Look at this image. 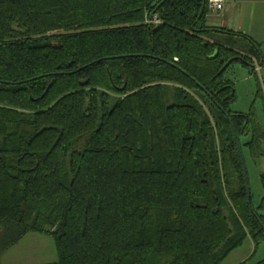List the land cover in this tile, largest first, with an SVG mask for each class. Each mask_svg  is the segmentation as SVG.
<instances>
[{
	"label": "trees",
	"instance_id": "trees-1",
	"mask_svg": "<svg viewBox=\"0 0 264 264\" xmlns=\"http://www.w3.org/2000/svg\"><path fill=\"white\" fill-rule=\"evenodd\" d=\"M208 12L0 0V254L38 232L58 264H220L264 241L235 138L257 158L264 125L255 104L231 108L225 77L236 62L256 73L262 51Z\"/></svg>",
	"mask_w": 264,
	"mask_h": 264
},
{
	"label": "crops",
	"instance_id": "crops-1",
	"mask_svg": "<svg viewBox=\"0 0 264 264\" xmlns=\"http://www.w3.org/2000/svg\"><path fill=\"white\" fill-rule=\"evenodd\" d=\"M218 12L214 22L207 15V24L251 36L259 43L264 59V0H224L223 8ZM263 66L264 60L257 63L256 72ZM57 261L55 240L48 234L38 232L25 234L0 254V264H58Z\"/></svg>",
	"mask_w": 264,
	"mask_h": 264
},
{
	"label": "rangeland",
	"instance_id": "rangeland-1",
	"mask_svg": "<svg viewBox=\"0 0 264 264\" xmlns=\"http://www.w3.org/2000/svg\"><path fill=\"white\" fill-rule=\"evenodd\" d=\"M218 13V11L210 12L208 16H211V21H216L215 18ZM215 33L213 32L212 35H215ZM263 60L261 59L259 63H262ZM225 77L233 81L236 90V100L232 102L231 108L247 112L255 104L254 108L257 113L258 123L264 125V98L258 95L260 90L264 92V66L256 73H252L242 63L236 62L227 69ZM244 153L253 203L257 206L264 196V187L261 180V174L264 173V154L257 158H252L246 148H244ZM261 212L264 215V207ZM263 259L264 241L256 246L253 238L249 235L220 264H256Z\"/></svg>",
	"mask_w": 264,
	"mask_h": 264
},
{
	"label": "water",
	"instance_id": "water-1",
	"mask_svg": "<svg viewBox=\"0 0 264 264\" xmlns=\"http://www.w3.org/2000/svg\"><path fill=\"white\" fill-rule=\"evenodd\" d=\"M204 4H205V0H204ZM203 10H204V7L202 8L201 15L203 13ZM215 29L218 30L217 28H215ZM262 59H263V57H262ZM233 60H234V58H231L230 60H228L225 63V65L220 69V71L218 72V74H221L231 64V62ZM249 64H250L251 67L254 66L253 63H249ZM46 92H47V90H46ZM235 138H236V143H237V146H238V151L240 153L241 161H242V165H243V170H244V175H245V180H246V185H247L248 199H249V201H251V189H250V186H249L248 170H247L246 162H245V159H244V156H243V152H242V149H241V146H240V142H239V139L237 138L236 133H235ZM261 224L263 226V223H261Z\"/></svg>",
	"mask_w": 264,
	"mask_h": 264
},
{
	"label": "built area",
	"instance_id": "built-area-1",
	"mask_svg": "<svg viewBox=\"0 0 264 264\" xmlns=\"http://www.w3.org/2000/svg\"><path fill=\"white\" fill-rule=\"evenodd\" d=\"M206 1H207L209 11L211 12L221 10L224 5V0H206ZM154 18L156 21L159 20L157 16H155Z\"/></svg>",
	"mask_w": 264,
	"mask_h": 264
},
{
	"label": "flooded vegetation",
	"instance_id": "flooded-vegetation-1",
	"mask_svg": "<svg viewBox=\"0 0 264 264\" xmlns=\"http://www.w3.org/2000/svg\"><path fill=\"white\" fill-rule=\"evenodd\" d=\"M238 111V110H237ZM250 111V109L247 111V112H243V111H240L242 114H244L245 116H247V113ZM246 121L248 122V119H246ZM264 260V259H263ZM262 261V260H261ZM260 262V261H259ZM258 264V263H256Z\"/></svg>",
	"mask_w": 264,
	"mask_h": 264
}]
</instances>
